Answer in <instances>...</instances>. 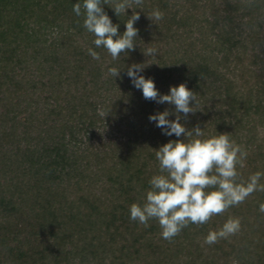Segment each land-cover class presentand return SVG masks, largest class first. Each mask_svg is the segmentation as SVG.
Listing matches in <instances>:
<instances>
[{"label":"trees","instance_id":"1","mask_svg":"<svg viewBox=\"0 0 264 264\" xmlns=\"http://www.w3.org/2000/svg\"><path fill=\"white\" fill-rule=\"evenodd\" d=\"M77 2L0 0V264H264V192L171 242L158 221L130 219L159 174L155 150L185 137L149 120L165 110L175 120V106L146 100L126 74L147 64L140 74L162 95L186 84L200 101L179 114L186 130L229 133L248 152L241 178L264 173V8L144 0L135 50L113 61L73 12ZM102 7L122 35L133 9L119 17ZM157 8L164 18L155 24L147 14ZM147 47L157 56H145ZM110 67L120 75H107ZM229 217L241 231L203 244Z\"/></svg>","mask_w":264,"mask_h":264},{"label":"clouds","instance_id":"2","mask_svg":"<svg viewBox=\"0 0 264 264\" xmlns=\"http://www.w3.org/2000/svg\"><path fill=\"white\" fill-rule=\"evenodd\" d=\"M107 4L114 9L117 16L125 15L127 9H133L130 18L125 21V31L119 34V25L113 24L102 5ZM144 0H82L73 5L77 17L83 16V27L93 34V44L103 48L113 61L121 54L135 50L138 29L134 24L140 19ZM241 6L247 11L264 8V0H241ZM148 18L155 24L164 18V12L153 9ZM88 54L99 61L100 53L88 48ZM144 55L156 57L158 49L147 47ZM147 64H132L127 68V76L133 86L142 90L146 100L163 104L167 102L175 106L176 119L169 120L170 112L165 110L149 116V120L163 130L167 136L175 135L185 139L169 141L155 150L159 162V174L149 181L150 190L146 192L143 204L133 203L130 206V219L149 226L150 220L158 221L161 237L171 242L184 228L190 224L197 226L208 223L213 216L223 215L229 208L239 206L256 191L264 192V184L260 183L264 173L257 171L245 181L241 178L237 166L243 168L248 157L244 146L237 144L229 133H220L209 138L197 125L186 130L180 122V113L185 117L200 107L197 94L189 90L186 84L170 87L169 94H160L152 78H145L140 73ZM107 75L115 78L120 75L117 67L108 68ZM195 101V106L190 103ZM99 115L107 114L99 111ZM264 213V203L259 205ZM239 217H229L218 230H210L203 244L214 245L222 239H229L241 231ZM203 246V245H202ZM232 264H238L236 260Z\"/></svg>","mask_w":264,"mask_h":264},{"label":"rangeland","instance_id":"3","mask_svg":"<svg viewBox=\"0 0 264 264\" xmlns=\"http://www.w3.org/2000/svg\"><path fill=\"white\" fill-rule=\"evenodd\" d=\"M225 251H227V248H226V250H225ZM204 253H205V254L207 253V250H206V249L204 250Z\"/></svg>","mask_w":264,"mask_h":264}]
</instances>
